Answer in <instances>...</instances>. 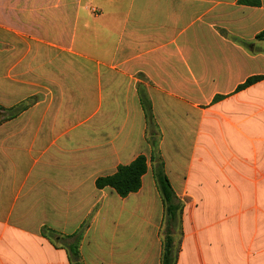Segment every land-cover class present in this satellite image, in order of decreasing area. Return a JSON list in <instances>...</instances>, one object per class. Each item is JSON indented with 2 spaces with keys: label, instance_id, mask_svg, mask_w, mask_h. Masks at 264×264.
I'll return each mask as SVG.
<instances>
[{
  "label": "crops",
  "instance_id": "1",
  "mask_svg": "<svg viewBox=\"0 0 264 264\" xmlns=\"http://www.w3.org/2000/svg\"><path fill=\"white\" fill-rule=\"evenodd\" d=\"M22 4L0 0V264H71L49 231L81 232L84 264H160L140 84L184 202L176 264H264V0H34L27 40ZM141 154L138 192L96 187Z\"/></svg>",
  "mask_w": 264,
  "mask_h": 264
},
{
  "label": "trees",
  "instance_id": "2",
  "mask_svg": "<svg viewBox=\"0 0 264 264\" xmlns=\"http://www.w3.org/2000/svg\"><path fill=\"white\" fill-rule=\"evenodd\" d=\"M243 4H259V0H240ZM257 39H264V31L257 36ZM262 77L249 78L246 83L240 86V89L248 87L253 83L259 81ZM140 102L142 104L147 131L146 140L152 148L150 162L152 166V173L155 180L156 187L160 193L163 207H164V223L169 218L170 225H174L176 222L177 229L179 231V239L175 243L174 237L170 230L162 236V253L160 264H176L178 254L181 247L182 240V215L184 210V202L175 194L168 176L165 173L164 163L162 158L157 152L158 144L160 141V133L158 126L153 116L152 103L146 90L140 84L139 86ZM27 105L24 107L20 106L16 109V113H20L27 109ZM16 114H12L7 117V120L13 119ZM148 171V159L145 155L137 156L131 163L126 165H119L117 171L113 175L102 176L97 178L95 184L98 189L106 187L112 188L121 198H126L130 194L136 193L142 187V178ZM163 228V227H162ZM49 236L55 241L61 243L62 246L68 251L71 264H84L80 255V244L83 239L81 232L71 236H57L55 232L49 231Z\"/></svg>",
  "mask_w": 264,
  "mask_h": 264
},
{
  "label": "rangeland",
  "instance_id": "3",
  "mask_svg": "<svg viewBox=\"0 0 264 264\" xmlns=\"http://www.w3.org/2000/svg\"><path fill=\"white\" fill-rule=\"evenodd\" d=\"M17 2H23L22 5H16L12 6V8L15 9L16 16L21 18L22 23V29L24 32V38L27 40V37L31 36V34H34V0H16ZM32 2V4H30ZM46 9V7L44 8ZM10 12V11H9ZM14 15V13H12ZM28 46V45H27ZM10 113H7V115ZM7 115H3L0 117V122L3 121ZM169 218L167 217V222L164 223V226L162 228V236L166 234L168 230L171 231L175 243H177L179 239V231L176 226V222H174V225H170Z\"/></svg>",
  "mask_w": 264,
  "mask_h": 264
}]
</instances>
